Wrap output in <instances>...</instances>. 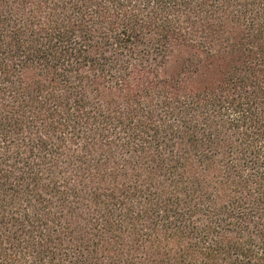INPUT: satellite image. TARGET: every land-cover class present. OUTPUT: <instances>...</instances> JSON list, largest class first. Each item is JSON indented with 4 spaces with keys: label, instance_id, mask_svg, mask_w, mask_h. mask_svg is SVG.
<instances>
[{
    "label": "trees",
    "instance_id": "1",
    "mask_svg": "<svg viewBox=\"0 0 264 264\" xmlns=\"http://www.w3.org/2000/svg\"><path fill=\"white\" fill-rule=\"evenodd\" d=\"M0 264H264V0H0Z\"/></svg>",
    "mask_w": 264,
    "mask_h": 264
},
{
    "label": "rangeland",
    "instance_id": "2",
    "mask_svg": "<svg viewBox=\"0 0 264 264\" xmlns=\"http://www.w3.org/2000/svg\"><path fill=\"white\" fill-rule=\"evenodd\" d=\"M192 55V52L184 48L173 49L168 56L166 75L176 77L183 68V62Z\"/></svg>",
    "mask_w": 264,
    "mask_h": 264
}]
</instances>
